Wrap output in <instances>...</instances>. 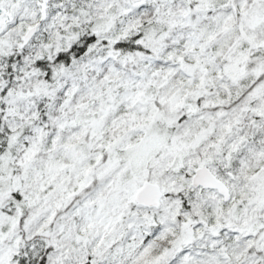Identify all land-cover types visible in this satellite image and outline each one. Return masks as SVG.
Here are the masks:
<instances>
[{
  "label": "snow or ice",
  "instance_id": "6c2138e0",
  "mask_svg": "<svg viewBox=\"0 0 264 264\" xmlns=\"http://www.w3.org/2000/svg\"><path fill=\"white\" fill-rule=\"evenodd\" d=\"M0 264H264V0H0Z\"/></svg>",
  "mask_w": 264,
  "mask_h": 264
}]
</instances>
